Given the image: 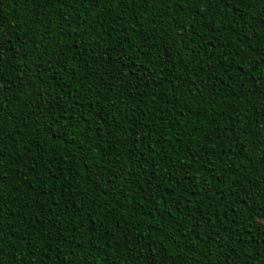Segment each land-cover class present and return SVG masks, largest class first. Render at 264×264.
I'll list each match as a JSON object with an SVG mask.
<instances>
[{
    "label": "trees",
    "instance_id": "16d2710c",
    "mask_svg": "<svg viewBox=\"0 0 264 264\" xmlns=\"http://www.w3.org/2000/svg\"><path fill=\"white\" fill-rule=\"evenodd\" d=\"M264 0H0V264H264Z\"/></svg>",
    "mask_w": 264,
    "mask_h": 264
},
{
    "label": "snow or ice",
    "instance_id": "6c2138e0",
    "mask_svg": "<svg viewBox=\"0 0 264 264\" xmlns=\"http://www.w3.org/2000/svg\"><path fill=\"white\" fill-rule=\"evenodd\" d=\"M262 55H264V53H262ZM3 135V131H2V129H0V136H2ZM0 183H2V181H0Z\"/></svg>",
    "mask_w": 264,
    "mask_h": 264
}]
</instances>
